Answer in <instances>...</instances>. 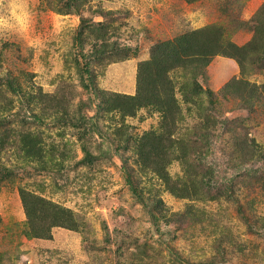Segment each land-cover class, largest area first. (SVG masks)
I'll return each instance as SVG.
<instances>
[{
  "label": "rangeland",
  "instance_id": "1",
  "mask_svg": "<svg viewBox=\"0 0 264 264\" xmlns=\"http://www.w3.org/2000/svg\"><path fill=\"white\" fill-rule=\"evenodd\" d=\"M18 2L23 27L0 5V264H264V65L241 72L215 55L196 78L191 67L168 74L173 138L191 153L207 130L215 186L198 189L205 199L177 198L140 169L136 145L160 131L161 115L123 116L113 102L136 94L138 65L158 43L210 26L248 43L264 0ZM166 172L184 177L177 161ZM23 191L70 210L77 229L27 237Z\"/></svg>",
  "mask_w": 264,
  "mask_h": 264
},
{
  "label": "trees",
  "instance_id": "2",
  "mask_svg": "<svg viewBox=\"0 0 264 264\" xmlns=\"http://www.w3.org/2000/svg\"><path fill=\"white\" fill-rule=\"evenodd\" d=\"M76 0H64L61 10L70 9ZM191 2L193 0H186ZM60 10V11H61ZM253 36L243 46L232 42H223L218 31L204 27L180 35L172 41L156 44L147 61L140 62L137 73V89L133 96H115L113 100L123 116H133L141 108H151L161 115L160 131L151 130L144 134L135 149L136 164L141 170L153 172L166 186V189L175 197L182 199H205L207 195L201 194L199 188L213 192L215 186V170L203 161L210 153L208 134L206 128L197 133L198 141L192 146V152H187V146L173 138L176 133V120L180 109L175 97L174 85L168 74L177 68L194 69L193 78L201 73L210 59L215 55L234 59L241 72L244 65L249 62L264 65V7L255 14L249 22ZM84 24V21L82 22ZM83 33V25L78 34ZM196 83V82H195ZM195 84L194 94L198 96L199 86ZM183 95L186 94V85L181 87ZM210 94V92H206ZM186 101L190 97L185 96ZM114 109V107H112ZM200 143H205L201 145ZM198 146V147H197ZM189 157H194V162ZM90 161L86 153L82 163ZM171 161H177L182 167L184 177L172 182L166 172ZM264 195V182L260 185ZM218 197H227L228 192H216ZM26 216L25 235L31 238H49L53 227H62L69 230L77 229L70 210L54 205L40 197L24 191L20 193ZM212 197V196H210ZM217 198V197H216ZM191 209L189 210V212ZM179 215V214H177ZM187 215L182 213L181 217Z\"/></svg>",
  "mask_w": 264,
  "mask_h": 264
},
{
  "label": "clouds",
  "instance_id": "3",
  "mask_svg": "<svg viewBox=\"0 0 264 264\" xmlns=\"http://www.w3.org/2000/svg\"><path fill=\"white\" fill-rule=\"evenodd\" d=\"M3 2L4 0H0V5H2ZM8 5L12 9L11 16L15 22L22 27L25 26L28 13L20 7L18 0H8ZM4 24L5 19L3 16H0V27H3Z\"/></svg>",
  "mask_w": 264,
  "mask_h": 264
}]
</instances>
